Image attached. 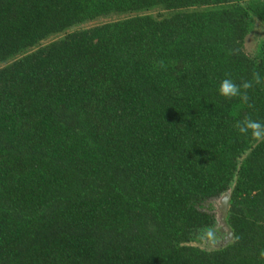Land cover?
Wrapping results in <instances>:
<instances>
[{
  "label": "trees",
  "instance_id": "trees-1",
  "mask_svg": "<svg viewBox=\"0 0 264 264\" xmlns=\"http://www.w3.org/2000/svg\"><path fill=\"white\" fill-rule=\"evenodd\" d=\"M258 24L264 0H0V264H264V142L235 127L264 122Z\"/></svg>",
  "mask_w": 264,
  "mask_h": 264
},
{
  "label": "clouds",
  "instance_id": "clouds-1",
  "mask_svg": "<svg viewBox=\"0 0 264 264\" xmlns=\"http://www.w3.org/2000/svg\"><path fill=\"white\" fill-rule=\"evenodd\" d=\"M253 82L260 84L261 82H264V77H261L257 73L254 76ZM253 82H244L240 85H237L231 79L225 78L220 82L218 92L222 97H240L242 101L246 102L248 100V96L246 91H242V89H249L252 87ZM235 127L238 133L250 136L257 143L264 142V122L245 117L243 120L238 121Z\"/></svg>",
  "mask_w": 264,
  "mask_h": 264
},
{
  "label": "water",
  "instance_id": "water-1",
  "mask_svg": "<svg viewBox=\"0 0 264 264\" xmlns=\"http://www.w3.org/2000/svg\"><path fill=\"white\" fill-rule=\"evenodd\" d=\"M231 193L230 191L225 192L221 197H220V202L217 207V229L219 230L220 234H223V238L218 240L216 243L213 244L214 248L221 247L222 245L226 244L233 238V232L231 229L228 227L226 221H225V216L228 210V203L230 200Z\"/></svg>",
  "mask_w": 264,
  "mask_h": 264
},
{
  "label": "rangeland",
  "instance_id": "rangeland-1",
  "mask_svg": "<svg viewBox=\"0 0 264 264\" xmlns=\"http://www.w3.org/2000/svg\"><path fill=\"white\" fill-rule=\"evenodd\" d=\"M262 39H264V29L262 28L260 24H258V27L250 35H248L246 39L245 45H246V50L248 51V53H253L256 49L258 42ZM219 202H220V198L214 199L211 201V204H213L216 208L215 209L216 214H217V207L219 205ZM209 240L211 242H216L214 238H210Z\"/></svg>",
  "mask_w": 264,
  "mask_h": 264
},
{
  "label": "flooded vegetation",
  "instance_id": "flooded-vegetation-1",
  "mask_svg": "<svg viewBox=\"0 0 264 264\" xmlns=\"http://www.w3.org/2000/svg\"><path fill=\"white\" fill-rule=\"evenodd\" d=\"M224 236H223V234H217V236L216 237H214V240L217 242L218 240H220L221 238H223ZM210 243H211V241H210Z\"/></svg>",
  "mask_w": 264,
  "mask_h": 264
}]
</instances>
